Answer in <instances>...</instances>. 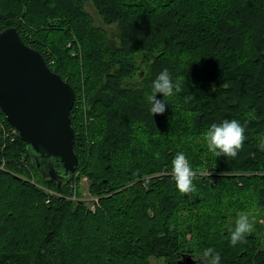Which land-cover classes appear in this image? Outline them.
<instances>
[{
    "label": "trees",
    "instance_id": "trees-1",
    "mask_svg": "<svg viewBox=\"0 0 264 264\" xmlns=\"http://www.w3.org/2000/svg\"><path fill=\"white\" fill-rule=\"evenodd\" d=\"M80 1L0 0V30L15 28L73 90L77 157L57 185L0 111V264H204L209 247L220 264H264L254 232L230 243L241 213L264 231V0H84L116 24L118 43ZM165 68L181 89L152 115L146 95ZM232 119L244 146L216 157L205 133ZM178 152L197 172L189 194L172 179ZM82 176L92 212L75 193Z\"/></svg>",
    "mask_w": 264,
    "mask_h": 264
},
{
    "label": "water",
    "instance_id": "water-1",
    "mask_svg": "<svg viewBox=\"0 0 264 264\" xmlns=\"http://www.w3.org/2000/svg\"><path fill=\"white\" fill-rule=\"evenodd\" d=\"M71 86L46 65L41 53L24 44L13 27L0 30V111L26 144L38 171L57 185L77 164L72 149ZM194 264L181 255L176 264Z\"/></svg>",
    "mask_w": 264,
    "mask_h": 264
},
{
    "label": "clouds",
    "instance_id": "clouds-1",
    "mask_svg": "<svg viewBox=\"0 0 264 264\" xmlns=\"http://www.w3.org/2000/svg\"><path fill=\"white\" fill-rule=\"evenodd\" d=\"M180 89V80L174 81L168 69H163L152 81L151 92L146 95L147 102L151 106V114L162 115L168 105L165 97H172ZM158 93L162 94L163 100L157 99ZM205 136L209 151L216 157L224 156L233 159L237 157L246 140L245 128L236 119L224 120L220 124L212 123ZM259 147L264 151V141ZM171 173L179 192L189 194L195 191L193 181L197 178V172L192 168L185 153L178 152L175 155L172 160ZM254 223L255 221L251 220L247 214L241 213L235 221L234 229L230 231L231 245L235 246L245 242L247 235L254 231ZM203 256L208 260V264H220L221 254L214 248H206Z\"/></svg>",
    "mask_w": 264,
    "mask_h": 264
},
{
    "label": "rangeland",
    "instance_id": "rangeland-1",
    "mask_svg": "<svg viewBox=\"0 0 264 264\" xmlns=\"http://www.w3.org/2000/svg\"><path fill=\"white\" fill-rule=\"evenodd\" d=\"M84 0H81L80 1V6L83 10H85L90 18H91V23L95 26V27H99L103 32L106 33V36L108 39L110 40H113L115 43H118V29H117V26L115 23H104L102 22L100 16L97 14L96 10L94 9L93 5H91L89 2L87 1H84ZM53 20V19H52ZM42 55V54H41ZM43 57V56H42ZM143 68V66L141 67ZM147 69V68H146ZM146 69L144 68V71L146 72ZM141 76V75H140ZM137 76L134 77V79L132 80L133 82H138L137 80ZM77 95H81L83 96L82 92H81V88L79 87L78 88V93ZM2 129V133L5 134V129L3 130V128L1 127ZM77 173V172H76ZM75 173V174H76ZM15 176H18L16 175L17 173H13ZM22 178H24L25 180H28L30 182H33V178L32 177H25V176H22ZM88 185V179L85 177V176H82L79 181L77 182V185L75 186V190L77 189V191H75V193L79 194V191H80V195L82 196H79L78 199L82 200V201H85L86 203V208L92 212L93 208H90L91 205H94L93 203H91L90 200H93L96 196L90 194L88 191H86V187ZM45 190H49L51 191V189L49 188H44ZM74 190H72L71 192H73ZM73 194L75 199H76V194ZM68 199H74L72 196H68L67 197ZM258 223L260 221H257ZM260 224V223H259ZM255 225V223H254ZM255 229V228H254ZM255 233L256 236L260 237L259 239H261V247L264 248V231H253ZM202 261H204V264H208L207 260L205 259H202ZM165 263V260L163 259V257H155V256H150L148 258V264H164Z\"/></svg>",
    "mask_w": 264,
    "mask_h": 264
},
{
    "label": "built area",
    "instance_id": "built-area-1",
    "mask_svg": "<svg viewBox=\"0 0 264 264\" xmlns=\"http://www.w3.org/2000/svg\"><path fill=\"white\" fill-rule=\"evenodd\" d=\"M12 129H14V128H12ZM74 186H75V184L72 182V188H74ZM48 193L49 194H53V192H51V191H48ZM74 193H72V195H70V196H72L74 199H75V197H74V195H73ZM82 196V195H81ZM67 197V196H66ZM47 201V200H46ZM91 201V203H93V204H95V201H96V198H94L93 200H90ZM94 207V205H91L90 206V208H93Z\"/></svg>",
    "mask_w": 264,
    "mask_h": 264
}]
</instances>
